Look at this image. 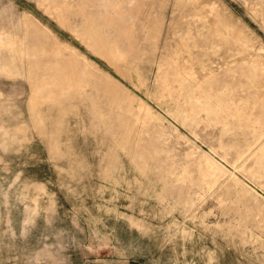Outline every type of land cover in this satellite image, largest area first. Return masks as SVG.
Wrapping results in <instances>:
<instances>
[{"label": "rangeland", "instance_id": "rangeland-1", "mask_svg": "<svg viewBox=\"0 0 264 264\" xmlns=\"http://www.w3.org/2000/svg\"><path fill=\"white\" fill-rule=\"evenodd\" d=\"M0 264H264V0H0Z\"/></svg>", "mask_w": 264, "mask_h": 264}]
</instances>
